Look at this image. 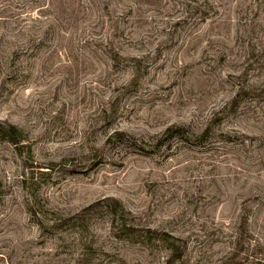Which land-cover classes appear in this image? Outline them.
I'll return each mask as SVG.
<instances>
[{"label":"rangeland","instance_id":"obj_1","mask_svg":"<svg viewBox=\"0 0 264 264\" xmlns=\"http://www.w3.org/2000/svg\"><path fill=\"white\" fill-rule=\"evenodd\" d=\"M0 264H264V0H0Z\"/></svg>","mask_w":264,"mask_h":264},{"label":"trees","instance_id":"obj_2","mask_svg":"<svg viewBox=\"0 0 264 264\" xmlns=\"http://www.w3.org/2000/svg\"><path fill=\"white\" fill-rule=\"evenodd\" d=\"M15 133H16V127H14L13 125L11 126L10 129H8V134H10V137H12L11 139H15ZM14 141V140H13Z\"/></svg>","mask_w":264,"mask_h":264}]
</instances>
